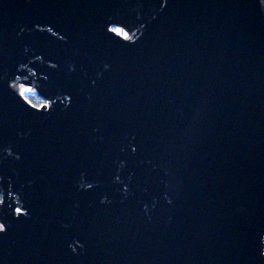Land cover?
<instances>
[{
	"label": "water",
	"instance_id": "1",
	"mask_svg": "<svg viewBox=\"0 0 264 264\" xmlns=\"http://www.w3.org/2000/svg\"><path fill=\"white\" fill-rule=\"evenodd\" d=\"M0 224V264H264V0H0Z\"/></svg>",
	"mask_w": 264,
	"mask_h": 264
},
{
	"label": "trees",
	"instance_id": "2",
	"mask_svg": "<svg viewBox=\"0 0 264 264\" xmlns=\"http://www.w3.org/2000/svg\"><path fill=\"white\" fill-rule=\"evenodd\" d=\"M117 30L119 32H121V33H124L120 29H117ZM23 94H24V96H26L28 98L29 101H31L32 103H34L36 105L40 104V102L42 100L40 97H38L35 93H33L31 91H29V92H27V91L26 92H23Z\"/></svg>",
	"mask_w": 264,
	"mask_h": 264
},
{
	"label": "clouds",
	"instance_id": "3",
	"mask_svg": "<svg viewBox=\"0 0 264 264\" xmlns=\"http://www.w3.org/2000/svg\"><path fill=\"white\" fill-rule=\"evenodd\" d=\"M0 233L4 232L5 231V226L3 224H0ZM262 255H264V252H262Z\"/></svg>",
	"mask_w": 264,
	"mask_h": 264
},
{
	"label": "rangeland",
	"instance_id": "4",
	"mask_svg": "<svg viewBox=\"0 0 264 264\" xmlns=\"http://www.w3.org/2000/svg\"><path fill=\"white\" fill-rule=\"evenodd\" d=\"M21 91H22V93H23V92H26V91L29 92L30 89H29L28 87H22Z\"/></svg>",
	"mask_w": 264,
	"mask_h": 264
},
{
	"label": "flooded vegetation",
	"instance_id": "5",
	"mask_svg": "<svg viewBox=\"0 0 264 264\" xmlns=\"http://www.w3.org/2000/svg\"><path fill=\"white\" fill-rule=\"evenodd\" d=\"M31 91V90H30ZM32 92V91H31ZM34 93V92H33ZM43 102V100H41L40 104ZM39 105V104H38Z\"/></svg>",
	"mask_w": 264,
	"mask_h": 264
},
{
	"label": "snow or ice",
	"instance_id": "6",
	"mask_svg": "<svg viewBox=\"0 0 264 264\" xmlns=\"http://www.w3.org/2000/svg\"><path fill=\"white\" fill-rule=\"evenodd\" d=\"M0 227H2V226H0Z\"/></svg>",
	"mask_w": 264,
	"mask_h": 264
}]
</instances>
